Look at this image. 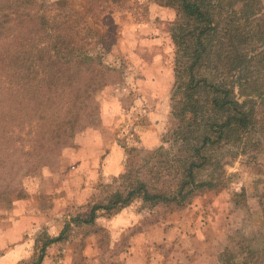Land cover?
I'll return each mask as SVG.
<instances>
[{"label": "rangeland", "instance_id": "rangeland-1", "mask_svg": "<svg viewBox=\"0 0 264 264\" xmlns=\"http://www.w3.org/2000/svg\"><path fill=\"white\" fill-rule=\"evenodd\" d=\"M1 1L24 17L59 0ZM65 1L56 27L75 38L76 53L54 81L26 80L22 60L8 58L11 46L0 59V264H218L226 251L263 248L264 125L247 156L235 158L231 145L217 154L225 173L216 188L174 199L187 102L171 39L174 1ZM21 53L43 58L34 47ZM237 97L246 105L256 96L242 87ZM68 107L78 120H65ZM130 181L167 202L138 199L119 213L97 212L94 225L66 227Z\"/></svg>", "mask_w": 264, "mask_h": 264}, {"label": "trees", "instance_id": "trees-1", "mask_svg": "<svg viewBox=\"0 0 264 264\" xmlns=\"http://www.w3.org/2000/svg\"><path fill=\"white\" fill-rule=\"evenodd\" d=\"M173 1L177 20L171 29V39L177 58L184 65L179 83L187 99L184 123L177 134L183 154L174 199L184 202L200 190L216 188L222 182L225 161L216 156L225 146H235L238 158L251 152L249 145L260 143L254 134L258 125H264V0ZM20 8L0 2V59L4 58V47L11 46L8 58L16 64L22 60L29 76L26 80L34 82L46 76L54 81L76 53L75 38L56 27L60 23L58 11L68 9V3L59 0L55 7L27 11L24 17L18 12ZM4 31L10 35L4 37ZM25 46L43 54L41 63L21 53ZM242 87L252 89L256 96L247 99V107L237 97ZM76 116L79 118L72 107L66 108L64 118L75 120ZM204 171H211L210 179L200 178ZM129 185L124 192L111 194L100 208L93 207L88 219L74 218L66 227L71 229L80 223L94 225L97 212L119 213L138 199L154 204L167 202L146 184L130 181ZM258 221L256 225L264 231V211ZM60 239H51L50 243ZM218 264H264V247L247 248L240 253L226 251L220 254Z\"/></svg>", "mask_w": 264, "mask_h": 264}, {"label": "crops", "instance_id": "crops-1", "mask_svg": "<svg viewBox=\"0 0 264 264\" xmlns=\"http://www.w3.org/2000/svg\"><path fill=\"white\" fill-rule=\"evenodd\" d=\"M131 205H132V204H131ZM131 205H130V206H131ZM130 206H129V207H130ZM129 207H127V208H129ZM124 209H126V208H124ZM68 223H71V221H68V222L66 223V225H67Z\"/></svg>", "mask_w": 264, "mask_h": 264}]
</instances>
